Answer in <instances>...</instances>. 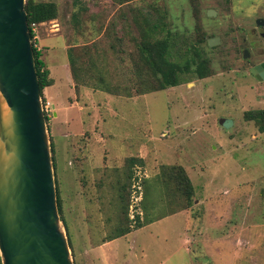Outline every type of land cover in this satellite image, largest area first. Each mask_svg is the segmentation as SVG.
Wrapping results in <instances>:
<instances>
[{
  "label": "rangeland",
  "instance_id": "rangeland-1",
  "mask_svg": "<svg viewBox=\"0 0 264 264\" xmlns=\"http://www.w3.org/2000/svg\"><path fill=\"white\" fill-rule=\"evenodd\" d=\"M44 1L58 4L39 26L46 64L62 75L74 47L79 68L97 57L92 70L112 88L78 80L67 120L43 97L75 264H264V131L245 117L264 109V79L251 72L264 62V0ZM149 23L202 49L211 74L189 70L178 85L141 91L133 57ZM169 166L187 169L193 194L164 183ZM150 218L159 219L134 228ZM125 224L133 230L109 240Z\"/></svg>",
  "mask_w": 264,
  "mask_h": 264
},
{
  "label": "water",
  "instance_id": "water-1",
  "mask_svg": "<svg viewBox=\"0 0 264 264\" xmlns=\"http://www.w3.org/2000/svg\"><path fill=\"white\" fill-rule=\"evenodd\" d=\"M26 1L0 0V254L3 264H75L59 210ZM208 42L216 45L220 37ZM263 68L264 62L251 72L264 79Z\"/></svg>",
  "mask_w": 264,
  "mask_h": 264
},
{
  "label": "trees",
  "instance_id": "trees-1",
  "mask_svg": "<svg viewBox=\"0 0 264 264\" xmlns=\"http://www.w3.org/2000/svg\"><path fill=\"white\" fill-rule=\"evenodd\" d=\"M26 10L28 13V20L30 26L33 22L43 23L49 20L56 19L58 17V4L55 1H44V0H27L26 1ZM79 13L74 12L73 18H78ZM150 24V23H149ZM152 32L148 33L142 41L137 43L138 55H134V64H136V77L145 84V87L142 85L141 91L146 90L148 91H156L162 90L169 86L178 85L182 82V75L189 71H195L199 77L204 78L211 74V68L209 67V58L202 49H200L195 44H187L186 49L180 48L179 43L177 42L178 35H172L167 33L164 36H156L157 32H159V28L164 26L162 23H151ZM165 28V26H164ZM34 33L32 32V36ZM200 45L201 42H198ZM180 51V53H176L175 56L174 52ZM74 47H70L69 49V59L70 65L72 68V73L76 82L77 88H79L80 84L78 80H82V84H85L84 77L85 76H95L98 78L99 87L103 90L110 91L112 90L111 85L105 80L103 75H99L97 71L95 72L94 68H97L98 61L97 57H93L90 60V64L82 65L79 68L78 65V58L74 57ZM34 53L36 59V67L38 72V77L40 81L41 93L42 97L44 95V89L47 86L53 84L54 79L50 75V69L47 67L46 62L42 58V50L37 46V41L34 40ZM90 72V74L88 73ZM102 83V84H101ZM46 101V99H45ZM245 117L247 120H255L261 131H264V109H253L248 110L245 113ZM48 121V116H46ZM52 150L54 151V147L52 145ZM133 163L135 162V158H133ZM133 165V164H132ZM169 169L172 170L171 172H166L164 177V183L174 184L175 190L176 188L180 190V187H187L188 194H193L194 192V184L193 180L190 177L187 169L183 166H169ZM181 176V179L178 181L176 176ZM175 177V178H174ZM163 178V177H162ZM186 184V185H184ZM191 200H189V203ZM58 203H59V210L61 214V219L64 221L66 227L67 222L63 217V208L61 199L58 193ZM166 216V215H163ZM140 217L138 216V219ZM161 218V217H159ZM159 218H150L146 219V221L141 222L138 220L135 229H138L145 224L153 222ZM133 230V227L130 225L125 224L119 231L115 234L111 235L109 240H113L115 238H119L127 233H130ZM68 233V232H67ZM69 241L71 247H73V242L71 236L68 233ZM0 264L2 263V258L0 254Z\"/></svg>",
  "mask_w": 264,
  "mask_h": 264
},
{
  "label": "crops",
  "instance_id": "crops-1",
  "mask_svg": "<svg viewBox=\"0 0 264 264\" xmlns=\"http://www.w3.org/2000/svg\"><path fill=\"white\" fill-rule=\"evenodd\" d=\"M64 48L67 50L66 46ZM43 59L45 61L44 52H43ZM48 67L50 69V75L54 79V82L52 85L45 87L44 95L53 104V107L55 109L54 110L55 114L57 113L55 117L58 119L62 113L63 116L65 115V120H67L68 119V117L66 116L67 110L72 109V107L75 108L76 102H78L76 101L75 103L72 102L68 105L66 104L67 97L71 98V96H76V91H77V86L72 73V68L70 65L69 58L62 66V72H63L62 75L59 74L58 67L54 69L50 68L49 65Z\"/></svg>",
  "mask_w": 264,
  "mask_h": 264
},
{
  "label": "built area",
  "instance_id": "built-area-1",
  "mask_svg": "<svg viewBox=\"0 0 264 264\" xmlns=\"http://www.w3.org/2000/svg\"><path fill=\"white\" fill-rule=\"evenodd\" d=\"M43 23L33 22L32 25L30 26L31 31L34 33L33 41L34 40L37 41V39L39 38V26H41ZM49 104L51 106V103L49 101L48 102L44 101V109L46 115H49Z\"/></svg>",
  "mask_w": 264,
  "mask_h": 264
},
{
  "label": "flooded vegetation",
  "instance_id": "flooded-vegetation-1",
  "mask_svg": "<svg viewBox=\"0 0 264 264\" xmlns=\"http://www.w3.org/2000/svg\"><path fill=\"white\" fill-rule=\"evenodd\" d=\"M260 18H264V17H260ZM257 25H258V23H257ZM258 26H259V28H260L259 30H261L262 33H263V32H264V25H258ZM256 65H258V64H256ZM256 65H255V66H256ZM263 71H264V68L262 69V71H260L261 76L263 75V73H262ZM255 76H256V75H255Z\"/></svg>",
  "mask_w": 264,
  "mask_h": 264
},
{
  "label": "clouds",
  "instance_id": "clouds-1",
  "mask_svg": "<svg viewBox=\"0 0 264 264\" xmlns=\"http://www.w3.org/2000/svg\"><path fill=\"white\" fill-rule=\"evenodd\" d=\"M31 29V28H30ZM32 32V31H31ZM32 38H33V36H32ZM34 42V41H33Z\"/></svg>",
  "mask_w": 264,
  "mask_h": 264
}]
</instances>
